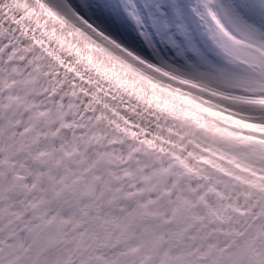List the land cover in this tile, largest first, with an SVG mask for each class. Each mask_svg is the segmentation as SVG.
Listing matches in <instances>:
<instances>
[{
    "label": "snow or ice",
    "instance_id": "1",
    "mask_svg": "<svg viewBox=\"0 0 264 264\" xmlns=\"http://www.w3.org/2000/svg\"><path fill=\"white\" fill-rule=\"evenodd\" d=\"M0 264H264V0H0Z\"/></svg>",
    "mask_w": 264,
    "mask_h": 264
},
{
    "label": "rangeland",
    "instance_id": "2",
    "mask_svg": "<svg viewBox=\"0 0 264 264\" xmlns=\"http://www.w3.org/2000/svg\"><path fill=\"white\" fill-rule=\"evenodd\" d=\"M20 2L22 3L23 0H20ZM22 15V13L16 15L14 20H21ZM9 18L13 19L12 17ZM41 18H43V22H41ZM39 19L41 25H46V27L38 29L35 33L36 35L39 36L42 31L55 32L65 53L82 57L87 65L92 66L105 76L115 75L113 71L115 68L114 62L85 34L63 23L53 24L49 22L48 18L45 16H40ZM22 22L29 27V33L32 34L31 29L35 27V24L27 20ZM69 41H71V43H69ZM48 47L55 50L56 46L48 45ZM57 54L59 55V53ZM61 58L63 59L64 57L62 56ZM65 64H70L72 67L76 68L77 71L83 72V68L78 67L74 61L65 60Z\"/></svg>",
    "mask_w": 264,
    "mask_h": 264
},
{
    "label": "clouds",
    "instance_id": "3",
    "mask_svg": "<svg viewBox=\"0 0 264 264\" xmlns=\"http://www.w3.org/2000/svg\"><path fill=\"white\" fill-rule=\"evenodd\" d=\"M41 22H43V18H41ZM69 43H71V41H69Z\"/></svg>",
    "mask_w": 264,
    "mask_h": 264
}]
</instances>
